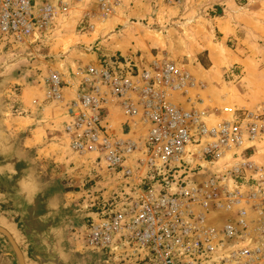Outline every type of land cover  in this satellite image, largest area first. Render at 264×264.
<instances>
[{
  "label": "built area",
  "instance_id": "built-area-1",
  "mask_svg": "<svg viewBox=\"0 0 264 264\" xmlns=\"http://www.w3.org/2000/svg\"><path fill=\"white\" fill-rule=\"evenodd\" d=\"M82 1L0 0L1 38L28 44L56 6ZM94 3L79 20L93 30L91 19L115 13L119 0ZM86 50L99 51V40ZM78 74L81 89L67 102L71 146L132 183L95 211L87 246L117 264H264V155L256 152L264 149V109H213L205 84L196 90L186 65L168 58L140 65L135 56L103 55ZM49 82L50 98L69 85L58 72ZM114 108L126 118L121 133ZM131 124L146 127L143 143Z\"/></svg>",
  "mask_w": 264,
  "mask_h": 264
},
{
  "label": "crops",
  "instance_id": "crops-1",
  "mask_svg": "<svg viewBox=\"0 0 264 264\" xmlns=\"http://www.w3.org/2000/svg\"><path fill=\"white\" fill-rule=\"evenodd\" d=\"M95 1L88 4L86 0L83 3L86 11L84 10L76 20L77 24L88 13L87 9L96 6ZM134 6L135 4L133 5L129 0L128 2L119 0L121 11L118 9L117 12L103 18L93 17L90 23L103 22L104 26L100 30L98 28L76 32L75 40L78 43L67 50L63 46L56 48L52 43L53 35L49 32L51 28L49 26L55 22L53 16L38 31V39L32 37L28 43L32 45L43 36L41 41L44 46L29 45L27 49L24 47L28 53L25 54V51L20 53V56L25 57L23 58L26 60L25 66L20 64L19 55L0 63V225L16 236L11 226L15 225L20 203L12 196L13 192L4 186L5 180L11 175L14 183L24 182L32 189L40 190L45 194L49 202V214L63 229V242L77 264L84 263L78 261V257L74 258L70 249L72 239L68 231L82 225V221L74 219L75 212L72 213L67 198L74 192L83 194L82 190L76 191L74 188L83 184L88 177H92V165L85 156L71 146V138L66 131V125L70 121L67 102L81 89L79 67L95 63L103 55L119 53L135 56L139 52L141 56L135 57L140 65H145L153 60L156 52L159 54L170 45L164 41L160 33H157V39L145 26L139 28L136 26V22L131 20L132 17H138ZM225 17L224 15L218 17V22L215 23L218 29L226 28ZM232 29L226 28L225 35L228 38L234 33ZM96 39L99 40V51L86 50ZM202 48V50L209 49L208 44ZM213 54L217 55L215 47ZM29 56L42 57L32 61ZM55 72L59 73L62 80L69 83L60 89L61 98L48 96L50 76ZM209 75L206 73L205 77L208 78ZM242 100L243 98H234L230 100L232 103L230 106L243 105ZM109 113L113 119H117L119 115L124 118L119 108L111 109ZM123 121H126V118ZM256 152L259 153V157L264 155V149ZM51 167H57L54 175H50ZM89 213L92 217L95 216L94 211ZM0 236L13 252L9 240L1 233ZM16 239L24 252L27 264H32L35 259L30 254V248H25L17 236ZM83 241L86 251L91 249L84 239ZM0 252H3L1 245ZM13 263L14 261L8 256L1 262V264Z\"/></svg>",
  "mask_w": 264,
  "mask_h": 264
},
{
  "label": "rangeland",
  "instance_id": "rangeland-1",
  "mask_svg": "<svg viewBox=\"0 0 264 264\" xmlns=\"http://www.w3.org/2000/svg\"><path fill=\"white\" fill-rule=\"evenodd\" d=\"M85 1L64 7L56 6L53 18L55 22L50 24V31L47 30L53 35L52 43L56 48L63 46L67 50L70 46H75L78 43L75 33L87 31L79 22L76 23L83 11H86L83 6ZM93 1L87 0L88 4ZM129 1L135 4L138 17H132L131 20L136 22V26H145L157 39V33H160L164 41L170 43L159 54L156 52L155 56H164L169 60L184 63L196 78V90H199V84H205V88L200 90L201 95L206 102H211L213 109L221 112L224 107H232L230 100L234 98H243V105H233V108L256 111L264 109V0ZM94 9L96 7H91L87 12ZM220 15L226 16V28H233L234 33L229 38L225 35L226 28L218 29L215 24ZM103 26V22H97L95 29L100 30ZM41 39L32 45H21L13 42L10 36L1 38L0 35V63L19 55L20 64L25 66V57L20 56V53L22 54L29 45L43 47ZM207 44L209 49L202 50V46ZM213 47L217 55L213 54ZM137 55L141 56V52L135 56ZM38 57L42 56H29L32 61L38 60ZM206 73L210 74L208 78L205 77ZM123 120L122 115L115 119V130L119 133L122 131L123 124L120 125V122ZM131 131V136L143 143L146 127L132 126ZM81 155L92 165V177H88L83 184L74 188L76 191L82 190L83 194L74 192L67 198L68 206L72 213L75 212L74 219L82 221V225L68 231L72 239L70 249L74 258L78 257L81 263L117 264L118 258L110 253L101 250L92 252L91 249L86 251L83 239L92 219L89 212L100 210L113 194L129 190L132 183L125 180L121 174L107 169L102 158L97 159L96 153L87 152ZM137 156L141 154L129 158L130 167L135 168ZM55 168L57 167L49 168L50 175L56 173ZM142 174L143 169L136 175ZM76 209L78 211H75Z\"/></svg>",
  "mask_w": 264,
  "mask_h": 264
},
{
  "label": "water",
  "instance_id": "water-1",
  "mask_svg": "<svg viewBox=\"0 0 264 264\" xmlns=\"http://www.w3.org/2000/svg\"><path fill=\"white\" fill-rule=\"evenodd\" d=\"M9 176L4 186L13 192L12 196L20 203L17 210L18 217L15 225L11 227L24 247L30 248V254L35 259L32 264H77L63 242V229L49 214L50 207L45 194L40 190L32 189L24 182L14 183L13 177ZM0 233L9 240L13 249L12 252L0 236V245L3 248V252H0L1 262L8 256L14 261L13 264H27L16 236L1 225Z\"/></svg>",
  "mask_w": 264,
  "mask_h": 264
},
{
  "label": "bare ground",
  "instance_id": "bare-ground-1",
  "mask_svg": "<svg viewBox=\"0 0 264 264\" xmlns=\"http://www.w3.org/2000/svg\"><path fill=\"white\" fill-rule=\"evenodd\" d=\"M207 87V86H206ZM225 108H232V107H225Z\"/></svg>",
  "mask_w": 264,
  "mask_h": 264
}]
</instances>
